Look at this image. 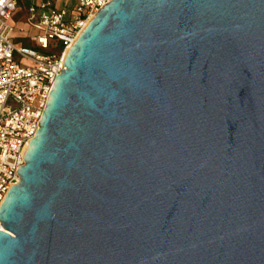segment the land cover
<instances>
[{
  "label": "water",
  "instance_id": "obj_1",
  "mask_svg": "<svg viewBox=\"0 0 264 264\" xmlns=\"http://www.w3.org/2000/svg\"><path fill=\"white\" fill-rule=\"evenodd\" d=\"M22 160L0 264H264V0L105 2Z\"/></svg>",
  "mask_w": 264,
  "mask_h": 264
},
{
  "label": "built area",
  "instance_id": "obj_2",
  "mask_svg": "<svg viewBox=\"0 0 264 264\" xmlns=\"http://www.w3.org/2000/svg\"><path fill=\"white\" fill-rule=\"evenodd\" d=\"M27 20L40 33L33 36L38 48L17 46L8 24L19 0H0V204L12 185L20 180L22 153L36 133L49 91L61 72L62 60L78 35L110 0H26ZM65 2V6H64ZM56 40L58 53L45 52ZM26 60L22 65L17 60Z\"/></svg>",
  "mask_w": 264,
  "mask_h": 264
},
{
  "label": "rangeland",
  "instance_id": "obj_3",
  "mask_svg": "<svg viewBox=\"0 0 264 264\" xmlns=\"http://www.w3.org/2000/svg\"><path fill=\"white\" fill-rule=\"evenodd\" d=\"M73 1L70 0V3H73ZM27 15L26 0H19L8 19V24L12 27L11 39L17 46L38 48V42L33 40V36L38 35L40 32L29 24ZM44 51L58 53L60 46L56 40H49L48 47ZM17 60L22 65H29L24 59L17 58Z\"/></svg>",
  "mask_w": 264,
  "mask_h": 264
},
{
  "label": "crops",
  "instance_id": "obj_4",
  "mask_svg": "<svg viewBox=\"0 0 264 264\" xmlns=\"http://www.w3.org/2000/svg\"><path fill=\"white\" fill-rule=\"evenodd\" d=\"M26 5H27V1H26ZM66 5L68 9H71L74 5V1L73 3H70V0H66ZM64 6H65V2H64Z\"/></svg>",
  "mask_w": 264,
  "mask_h": 264
},
{
  "label": "bare ground",
  "instance_id": "obj_5",
  "mask_svg": "<svg viewBox=\"0 0 264 264\" xmlns=\"http://www.w3.org/2000/svg\"><path fill=\"white\" fill-rule=\"evenodd\" d=\"M0 227H1V225H0Z\"/></svg>",
  "mask_w": 264,
  "mask_h": 264
}]
</instances>
